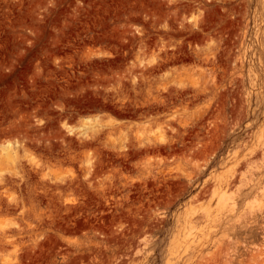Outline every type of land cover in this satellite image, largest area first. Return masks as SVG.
Returning a JSON list of instances; mask_svg holds the SVG:
<instances>
[{
    "label": "rangeland",
    "instance_id": "obj_1",
    "mask_svg": "<svg viewBox=\"0 0 264 264\" xmlns=\"http://www.w3.org/2000/svg\"><path fill=\"white\" fill-rule=\"evenodd\" d=\"M0 264H264V0H0Z\"/></svg>",
    "mask_w": 264,
    "mask_h": 264
},
{
    "label": "bare ground",
    "instance_id": "obj_2",
    "mask_svg": "<svg viewBox=\"0 0 264 264\" xmlns=\"http://www.w3.org/2000/svg\"><path fill=\"white\" fill-rule=\"evenodd\" d=\"M70 131L72 132V129H71ZM6 149L9 150V149H10V145L6 146ZM6 149H5V150H6ZM8 152H9V151H8ZM8 152H7V153H8ZM10 152H11V151H10ZM10 152H9V153H10ZM9 153H8V154H9ZM8 154H7V155H8ZM10 157H12V156H10Z\"/></svg>",
    "mask_w": 264,
    "mask_h": 264
}]
</instances>
